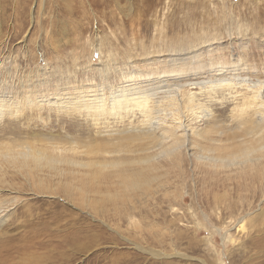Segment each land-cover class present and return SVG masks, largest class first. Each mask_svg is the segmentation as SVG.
Here are the masks:
<instances>
[{"label": "rangeland", "instance_id": "374dc122", "mask_svg": "<svg viewBox=\"0 0 264 264\" xmlns=\"http://www.w3.org/2000/svg\"><path fill=\"white\" fill-rule=\"evenodd\" d=\"M223 78L264 85V0H0V99L20 103L1 111L0 138L141 128L134 100L112 96L180 86L200 106L182 122L226 139L252 111ZM96 96L99 108L77 102ZM192 153L160 157L139 192L123 184L129 165L55 174L0 158V264H264V156L206 166Z\"/></svg>", "mask_w": 264, "mask_h": 264}, {"label": "bare ground", "instance_id": "6f19581e", "mask_svg": "<svg viewBox=\"0 0 264 264\" xmlns=\"http://www.w3.org/2000/svg\"><path fill=\"white\" fill-rule=\"evenodd\" d=\"M236 81L231 82L227 78H223L219 79V82L215 85H238L241 87L244 85V88L248 90L243 96L240 108L250 109L252 111V118L246 124L243 134L234 135L233 133L231 137L223 139L221 137L223 132L217 130L218 126L216 124H213V127L205 129V126L202 129L203 127L190 128L186 123L182 122L179 117V111L182 108L187 111H194V109L200 106L194 103V93H190L180 86L173 89L169 88V90L165 91L167 93L165 96H161L159 99L153 101L148 97L150 94H143L138 97L133 94L143 92L138 90V86H135L136 92L132 88L130 90L126 89L127 92L125 90L124 92L119 91V94L115 93L116 95L112 97H115L114 101L117 103L121 101L127 103L130 99L134 100L132 106L138 107L145 114L141 128L96 131L97 139H93L90 136L77 137L66 135L65 137L68 140H63L55 134L50 133L47 135L45 133V137L41 136L40 139H34L29 142L2 136L0 138V158L24 168H27L29 165L28 160L33 161L35 165H40V163L42 165L41 161H44L45 164L54 166L55 174H76L80 172L77 168L81 166L90 168L94 165L103 169L110 165V167L116 166L117 170L119 166L129 165V169H122L123 175L126 177L123 184L128 191L132 192H139L150 180L156 179L157 173L155 171L159 168L160 157L166 156L167 158H172V160L175 158L179 163L180 158L177 155L181 154L183 149H193L192 154H194L200 163L206 166H212L218 162H224L227 165L252 163L257 160V157L264 156V85L261 81L252 83H246L243 79H237ZM131 94L136 97L129 98L128 96H131ZM85 98H79L77 102H81V105L84 107L94 109L102 106V102L104 101L100 96ZM54 99L57 100L58 98ZM17 101L7 102L5 98L0 99V113L7 107L18 110L20 103L17 104ZM39 101L42 100L40 99ZM150 102H152L153 107L149 105ZM63 103L64 101L57 102L59 109H66V106L62 105ZM203 117L207 119L209 114H203ZM38 141L39 143H36ZM235 147L236 150L233 152L226 151L227 156L218 154V152L220 153L228 148ZM68 153H72L73 155H69ZM97 153L104 155V158L98 159L90 156ZM254 153L256 155L252 157ZM1 161L0 168H2ZM82 173L85 175L90 174L89 170H85ZM114 174H116V177H119L117 171ZM73 176L75 177V175ZM244 217H240L238 222L243 221ZM215 230L221 232V227ZM221 236L224 238V234ZM151 253L154 254L153 251Z\"/></svg>", "mask_w": 264, "mask_h": 264}, {"label": "snow or ice", "instance_id": "6c2138e0", "mask_svg": "<svg viewBox=\"0 0 264 264\" xmlns=\"http://www.w3.org/2000/svg\"><path fill=\"white\" fill-rule=\"evenodd\" d=\"M168 67H170V66H168Z\"/></svg>", "mask_w": 264, "mask_h": 264}]
</instances>
